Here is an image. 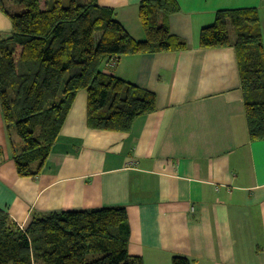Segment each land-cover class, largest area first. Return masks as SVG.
<instances>
[{
    "label": "crops",
    "instance_id": "crops-1",
    "mask_svg": "<svg viewBox=\"0 0 264 264\" xmlns=\"http://www.w3.org/2000/svg\"><path fill=\"white\" fill-rule=\"evenodd\" d=\"M176 1L169 30L185 50L103 67L155 95V111L129 132L88 128V94L79 91L40 175L19 177L20 143L0 104V210L25 228L33 213L121 206L128 254L143 264H264V141L249 138L234 48L199 47L222 10L256 9L264 44V0ZM140 2L97 0L135 40L144 39ZM11 31L0 11V38Z\"/></svg>",
    "mask_w": 264,
    "mask_h": 264
},
{
    "label": "trees",
    "instance_id": "trees-1",
    "mask_svg": "<svg viewBox=\"0 0 264 264\" xmlns=\"http://www.w3.org/2000/svg\"><path fill=\"white\" fill-rule=\"evenodd\" d=\"M176 0H141L144 33L135 40L97 0H0L12 31L0 38V104L15 134L19 177L40 175L74 98L86 91L87 126L127 133L136 118L155 111L151 92L102 72L126 55L187 48L169 30ZM99 33V39L95 36ZM233 36V39H232ZM199 47L236 52L250 141H264V44L256 9L222 10L201 30ZM125 207L33 213L21 228L0 210V264H143L128 254ZM172 264H191L173 257Z\"/></svg>",
    "mask_w": 264,
    "mask_h": 264
},
{
    "label": "rangeland",
    "instance_id": "rangeland-1",
    "mask_svg": "<svg viewBox=\"0 0 264 264\" xmlns=\"http://www.w3.org/2000/svg\"><path fill=\"white\" fill-rule=\"evenodd\" d=\"M95 38H96V41H98V39H99V33L95 36Z\"/></svg>",
    "mask_w": 264,
    "mask_h": 264
}]
</instances>
